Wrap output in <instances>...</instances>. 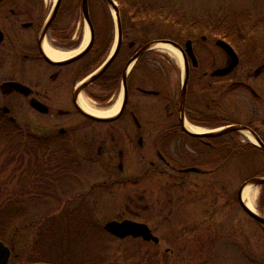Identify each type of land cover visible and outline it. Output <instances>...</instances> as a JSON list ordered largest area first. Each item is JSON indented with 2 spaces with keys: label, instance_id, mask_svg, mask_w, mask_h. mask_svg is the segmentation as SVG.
Returning <instances> with one entry per match:
<instances>
[{
  "label": "flooded vegetation",
  "instance_id": "obj_1",
  "mask_svg": "<svg viewBox=\"0 0 264 264\" xmlns=\"http://www.w3.org/2000/svg\"><path fill=\"white\" fill-rule=\"evenodd\" d=\"M78 1L72 0L69 5L61 0L53 21L45 30L53 7H48L46 0H0V135L7 139L11 149L26 153L19 161L24 163L28 157L29 168L37 167L39 163V178H46V182L49 178L51 181L53 178H94L91 172L103 164L107 175L100 178H136L134 183H142L146 178H171L185 185L186 178H222L217 174L218 168L229 164L231 160L238 162L247 158L246 169L240 163L232 162L235 164L233 177L249 175L247 180L230 192V196L234 213L237 214L239 208L259 224L241 206L240 189L251 179H264V63H255L250 72L240 75V54L238 48L232 47L238 57L235 69L224 76H212L214 71L227 67L229 59L215 45L217 40L209 39L214 41L224 64L204 71L198 80L205 82V95L209 94V90L216 92L223 87L225 91L233 93V105L247 117L248 123L236 125L245 130L229 132L216 138H196L184 131L186 121L205 126L208 128L207 134L223 127L211 119V122L194 120L190 110L192 76L201 66L194 45L197 35L180 41L168 39L181 47L188 66L185 99L181 108L182 81L179 88L175 81L176 65L158 62L150 53V48L142 52L153 40L139 47L132 41L125 48L126 32L122 29L121 44L115 58L92 82V74L113 53L109 47L94 46L95 34L92 47L86 51L82 50L60 61H52L47 57L43 51L44 44L59 53H68L79 47L78 31L75 30L78 27ZM207 39L206 36H200L202 42ZM187 41H191L196 66L192 65L186 51ZM128 53H131L129 57ZM183 65L178 71L180 78ZM119 96V111L108 118L111 119L109 121L94 119L79 105V99L82 98L89 106L107 109ZM241 97H248L246 111L243 110ZM116 122L120 125L105 127ZM242 131H247L252 141ZM235 134L241 136L231 143L219 141ZM192 139L202 147V166L215 167L202 170L185 164ZM189 169L195 171H187ZM122 182H113L111 185H121ZM98 186L109 187L106 182ZM95 188V184L88 182L86 193L90 218L91 194ZM259 189L254 213L264 217V186ZM69 193L67 188L61 195L64 197ZM74 199L72 195L68 201ZM61 204L57 208L59 213L67 210L65 202ZM125 220L146 224L150 228L146 220L126 217L123 213L108 222Z\"/></svg>",
  "mask_w": 264,
  "mask_h": 264
},
{
  "label": "rangeland",
  "instance_id": "obj_2",
  "mask_svg": "<svg viewBox=\"0 0 264 264\" xmlns=\"http://www.w3.org/2000/svg\"><path fill=\"white\" fill-rule=\"evenodd\" d=\"M46 1L51 8L52 0ZM64 1L72 4V0ZM114 1L119 16L132 19L124 27L125 48L132 41L139 47L145 38L164 40L186 29V22L205 25L213 16L235 26H240L241 21H245L246 26L264 21V0H125L127 6L122 8ZM88 7L97 45L109 47L111 52L116 39L114 11L101 0H88ZM140 8L147 15L136 18L134 13ZM77 10L75 30L80 46L85 31L89 32L80 0ZM237 35L241 37L238 47L241 75L250 72L255 63H264V36L258 33ZM200 36L205 35L199 34L194 40L201 66L191 82L193 119L212 120L223 127L247 124V117L233 105L234 94L225 91L226 88L216 92L209 90L205 95V82L198 80V76L222 66L224 59L214 41L202 42ZM150 53L163 65L167 62L176 65L175 81L180 88L182 78L178 71L182 67L165 53L154 49ZM240 100L246 111L248 97ZM190 124L208 129L194 122ZM118 125L120 123L116 122L105 127ZM235 136L228 135L219 141L231 143L241 135ZM175 148L178 154L177 140ZM180 148L182 150L183 146ZM188 148L186 165L202 170L215 167L202 166L200 143L192 139ZM24 155V151L11 149L7 139L0 135V218L4 220V224H0V238L12 249L7 264H264V228L239 208V212L234 213L230 196L249 175L233 177V163H240L246 169L247 158L238 162L231 160L218 168L217 174L222 178H186L185 185H181L171 178H146L142 183H134L136 178H100L107 175L103 164L91 172L94 178H53L52 181L49 178L46 182V178H39V163L29 168L28 157L24 163L19 161ZM121 180V185H111ZM90 181L91 185H96L91 194V218L86 193ZM103 182L109 187L98 186ZM67 188L70 193L63 197L61 192ZM257 190L259 192V187ZM72 195L75 199L69 202ZM62 202L67 210L59 213L57 208ZM120 213L146 220L158 244L133 238L115 240L106 234L102 229L104 224Z\"/></svg>",
  "mask_w": 264,
  "mask_h": 264
},
{
  "label": "water",
  "instance_id": "obj_3",
  "mask_svg": "<svg viewBox=\"0 0 264 264\" xmlns=\"http://www.w3.org/2000/svg\"><path fill=\"white\" fill-rule=\"evenodd\" d=\"M60 2H61V0L55 1V4L52 8V11L49 15L45 30L48 28L50 23L53 21L55 15L57 13V10L59 8ZM102 2L105 4V6H107V8L109 10L112 9L114 11L115 22H116V43H115L113 53L108 58V60H106V62L99 68V70L97 72L92 74L91 82L93 80L97 79L105 71V69L109 66V64L113 61V59L115 58V56L119 50L120 44H121V23H120V17H119L117 5H116L114 0H102ZM81 13H82V16L84 18V21L87 23L89 33H90L89 42L87 43V45L84 48V51H86L87 49L92 47L93 38H94V29H93V25H92L90 17H89L88 0H81ZM156 43L169 44L170 46H172L173 48L178 50L179 53L181 54V56L183 57L184 69H183V78H182V90H181V95H180V106L182 108V106L184 104L186 84H187V80H188V66H187L186 57H185L181 47L179 45L169 41V40H161V41L151 42L143 48L142 52L151 48V46H153ZM215 45L219 49H221L228 56V59H229V63L227 65V67L222 68V69H218L212 73V76L220 77V76H224V75L231 73L235 69V67L238 64V57H237L235 51L233 50V48L225 40L218 39L216 41ZM185 47H186V49H187L186 51H187V53H188V55L192 61V65L196 66V60H195V57L191 51V41H187L185 43ZM80 56H81V54L78 55L75 59H77ZM93 118L96 120H103V121L111 120L108 118H96V117H93ZM237 130H245V129L244 128H238L236 126H231V127H226V128H224L218 132L210 133V134H192V133L188 132L186 129H184V131L187 134H189L190 136L196 137V138H216V137H219V136L224 135L226 133L234 132ZM187 171L194 172L195 169H189ZM249 185L253 186V187L264 186V179L263 178L251 179V180L245 182L241 186V189H240L241 206L244 208V210L253 219H255L259 224H261L264 227V217H261V216L257 215L256 213L250 211L245 206L244 202L242 201V192H243L244 188L246 186H249ZM103 229L106 233L110 234L111 236H113L117 239H125L127 237H131L134 239L140 238L144 242H152L154 244H157L159 242L158 238H156L152 234L151 230L149 229V227L146 224L137 223L134 221H129V220H125L122 222L111 221V222L106 223L104 225ZM10 256H11L10 249L8 247H6L2 241H0V264H7L9 259H10ZM20 264H26V263H20ZM31 264H46V263H31Z\"/></svg>",
  "mask_w": 264,
  "mask_h": 264
},
{
  "label": "trees",
  "instance_id": "obj_4",
  "mask_svg": "<svg viewBox=\"0 0 264 264\" xmlns=\"http://www.w3.org/2000/svg\"><path fill=\"white\" fill-rule=\"evenodd\" d=\"M116 1L119 4L120 8H122V6H127V3L125 4V0H116ZM130 6L131 8H135L133 4H130ZM134 15L135 17L137 16L141 18L142 15L145 16L147 14L143 8H140V9H136V12L134 13ZM120 17H121L120 18L121 28L124 30V27H126L127 23H130L132 19L126 18L125 16H122V15ZM239 23H240V26H235V24L234 25L230 24V21L227 22L224 19L215 18V16H213V17L208 18L205 25L200 24V23H195V22H191V23L186 22L184 23L186 26V29H184L183 31L177 32L175 36L166 37V39L180 41L185 38H192L196 35L202 34V35H205L210 40H215L217 38L225 39L235 49V48H238L241 43V40H240L241 37L238 36L237 33H240V34L258 33L264 36V21H257V22L254 21L249 26L245 25V21H241ZM146 41H148V39L145 38L144 42ZM94 46L101 48L100 45H97V42H95ZM0 224L1 225L4 224L3 218H0ZM3 229L1 231H3ZM0 240L2 239L0 238Z\"/></svg>",
  "mask_w": 264,
  "mask_h": 264
},
{
  "label": "bare ground",
  "instance_id": "obj_5",
  "mask_svg": "<svg viewBox=\"0 0 264 264\" xmlns=\"http://www.w3.org/2000/svg\"><path fill=\"white\" fill-rule=\"evenodd\" d=\"M55 1L56 0H52L53 3ZM88 42H89V32L85 31L82 43L74 51L68 53H59L57 51L51 50L47 46V44L43 45V51L50 60L60 61V60H65L81 52L85 48ZM152 49L167 54L177 63L179 68L182 67V58L179 51L173 48L172 46H170L169 44L156 43L152 46ZM120 104H121V96H119L117 100L112 104V106L107 109H96L93 106H89L87 102H85L82 98L79 99V105L81 106V108L85 112L96 118H111L115 116L119 111ZM184 128L192 134H203L208 131L205 128L194 126L187 121L184 123ZM242 134L249 141H252L247 131H242ZM257 194H258L257 188L250 185L246 186L242 192V201L244 202L245 206L252 212H254V204L257 198Z\"/></svg>",
  "mask_w": 264,
  "mask_h": 264
}]
</instances>
